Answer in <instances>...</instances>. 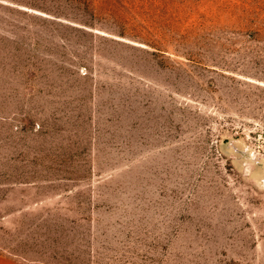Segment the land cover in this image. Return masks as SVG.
Instances as JSON below:
<instances>
[{"label": "rangeland", "instance_id": "374dc122", "mask_svg": "<svg viewBox=\"0 0 264 264\" xmlns=\"http://www.w3.org/2000/svg\"><path fill=\"white\" fill-rule=\"evenodd\" d=\"M0 264H264V0H0Z\"/></svg>", "mask_w": 264, "mask_h": 264}]
</instances>
